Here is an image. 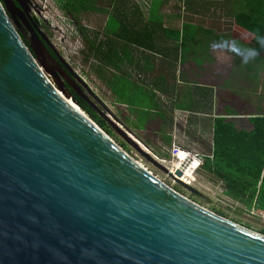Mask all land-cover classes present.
<instances>
[{
    "label": "water",
    "instance_id": "1",
    "mask_svg": "<svg viewBox=\"0 0 264 264\" xmlns=\"http://www.w3.org/2000/svg\"><path fill=\"white\" fill-rule=\"evenodd\" d=\"M12 9L0 1V264H264V234L176 192L67 102L163 167L78 75L47 68L45 36L23 19L28 46Z\"/></svg>",
    "mask_w": 264,
    "mask_h": 264
},
{
    "label": "rangeland",
    "instance_id": "2",
    "mask_svg": "<svg viewBox=\"0 0 264 264\" xmlns=\"http://www.w3.org/2000/svg\"><path fill=\"white\" fill-rule=\"evenodd\" d=\"M24 1H28V3L30 2L33 5L32 15L41 24L39 26L38 22L36 23L37 29L41 31L46 40L50 42V45L60 54L64 62L65 57L68 59V62H65L68 68H71L79 78L84 77L82 80L91 87L96 97L105 104L107 109L102 108L92 97L90 99L104 113H108L107 111H109L112 119V116L115 115L124 124V120L127 121L128 119V127L134 131L133 134L137 138L140 135V137L145 139L149 150L154 154V158L198 193L194 194L185 189L167 169L154 165L140 154L105 119L113 131L114 137H111L118 144L124 142L127 145L128 151H126L136 161L141 163L165 184H168L169 187L201 208L215 215L217 213L223 214L227 218L226 220L246 229L249 228L248 230L258 233L264 230V215L253 210H248L244 205L230 200L225 195L224 184L204 167L196 172L195 166L197 163H187L183 158L175 156V146L195 152L192 150L189 140L179 145L181 141L177 132V125L183 112H174L172 109L173 105L169 102L164 104L167 118L164 121L159 120L158 123L152 122L147 125V132L142 134L139 132L136 114L130 112V109L127 108L129 106H122L124 105L122 103H130L128 99L141 96L142 91L131 94L128 92V89H130L129 82L124 80L123 84L121 83L118 87L120 94L117 99L113 93L112 86L109 84L110 81H113V76L115 75L116 77H133L135 81L139 82V85L146 86L147 77H157L159 74L167 77H176L178 82H186V85L189 84L187 86V90L189 91L195 89L196 82H203L209 89H206L207 93L201 94L199 106H193V111L198 110L201 113L214 115L216 111H214L213 106L216 107L217 105L218 109L226 108V110H229L227 109L229 106L234 111L243 114L241 115V119L235 120L237 126L244 129L250 127L251 123L248 120L250 106L252 105L256 110L257 99L255 98L261 96L264 100V89L260 91L255 87H260L261 82H252L250 84V80L252 79L251 77L258 78L259 80L263 79L261 77H264V53L259 54V57L245 64L242 62L241 56L232 51L233 42H236L242 48H244V45H247L240 38H237L233 31L232 17L236 10L232 0H224V3L217 2V0H180L179 2L163 4V11L170 13L167 19H165V25L183 31L185 23L191 24L188 30L189 36L194 30H198L196 40L200 43H196V45L192 43L188 44L191 50H195V54L188 57L187 60V58L183 59V53L180 50L178 51L177 56L179 57L177 58L174 55H165V57L161 58L160 54H152L151 56L145 52L138 51L134 64L132 66L128 64L121 65L120 69L105 63L102 56L98 53L92 54L88 58L91 51L86 49L84 35L80 31V27L87 30L90 37L97 44L101 42L111 43L105 31L109 13L114 12L115 8L111 5V0L99 2L97 10L81 12L78 20L63 12L57 0ZM162 1L156 0V4L161 5ZM119 6L121 5L119 4ZM144 8L145 4H143ZM18 23L19 27L25 26L20 21ZM26 30L24 29L22 32L25 38L30 41V33ZM207 31H211L212 34L207 35ZM163 39L165 42L171 44L168 46L169 50L176 53L177 50H174L177 48L175 41L162 36V39L156 42H162ZM222 42H226L227 46ZM214 52H219L217 54L223 53L224 55L221 56L224 59H215L213 56ZM40 58L48 69L53 70L52 60L47 53L40 55ZM144 62L151 63L149 68L152 69H142L141 67ZM98 68H103L104 72L102 76L99 75ZM197 74L201 77L196 76ZM48 76L54 83V77L50 74ZM210 86L213 89L212 87L210 89ZM180 87L183 90L186 86L183 87L181 85ZM198 93L200 94V92H197V98ZM243 105H246L247 108L243 109ZM81 111L83 112L82 109ZM100 116L102 117L101 114ZM102 118L104 119V117ZM167 135L172 136L173 140H169ZM200 154L204 153L200 152Z\"/></svg>",
    "mask_w": 264,
    "mask_h": 264
},
{
    "label": "trees",
    "instance_id": "3",
    "mask_svg": "<svg viewBox=\"0 0 264 264\" xmlns=\"http://www.w3.org/2000/svg\"><path fill=\"white\" fill-rule=\"evenodd\" d=\"M57 1L63 12L78 20L81 12L97 10V5L102 0ZM232 1L236 10L232 17L235 36L247 44L248 48H255L259 54L264 53V0ZM111 2V5L115 8L114 12L110 14L105 28L111 43L101 42L97 44L90 37L87 30L80 27V31L84 35L85 47L91 51L88 58L92 54L98 53L105 63L120 69L123 64L132 66L138 51L151 56L152 54H160L161 58L165 55H174L177 58L180 50L183 53V59L187 58V60L188 57L195 54V50H191L188 44L196 45L200 42L196 40L198 30H194L189 36L188 30L191 24L185 23L183 31L165 28L163 18L155 16L152 12L153 10L154 12L159 11L160 5L154 4V8L151 7L149 18L146 19L138 12L136 4L131 3L129 0H111ZM137 14L139 15L137 16ZM206 34L210 35L212 32L207 31ZM162 36L176 42L177 48L174 49L177 50L176 53L169 50L168 47L161 48L156 45V41L162 39ZM22 39L28 45L23 36ZM122 44L123 49H119ZM217 53L219 52L213 54L215 59H224L221 56L224 55L223 53ZM149 66H151V63L144 62L141 68L151 70L152 68H149ZM97 71L100 76L103 75V68H98ZM196 76L201 77L199 74ZM157 77L167 76L159 74ZM109 84L112 86L114 95H116L114 78ZM196 84L202 94L207 93L206 89L208 87L205 83L196 82ZM139 91H142L141 96L133 97L132 100L128 99L130 103L122 104L128 105L130 111L135 112L139 132L145 134L147 125L152 122L158 123L159 120L164 121L167 114L163 113L157 105L148 99L145 90L140 89ZM69 92L72 93L76 104L83 112L90 116L110 136L114 137L107 121L72 90H69ZM194 93V91L188 92V107L183 109L189 111V113L184 112L177 125V132L181 141L179 145L189 140L192 150L195 152L212 155L213 159H206L204 168L216 179L223 182L225 195L230 200L244 205L248 210L264 213V114H257L249 118L253 128L248 131L239 128L235 122L236 119L229 118L241 116L242 113L228 111L226 108L218 109L217 105L214 115L192 111L191 109L195 105ZM124 122L128 127V119ZM131 131L134 133L133 130ZM136 135L138 136L137 133ZM138 138L148 147V143L143 137L139 135ZM167 138L173 140L172 136ZM120 145L127 150V145L124 142H121ZM217 215L227 219L223 214L217 213ZM260 233L264 234V230H261Z\"/></svg>",
    "mask_w": 264,
    "mask_h": 264
},
{
    "label": "crops",
    "instance_id": "4",
    "mask_svg": "<svg viewBox=\"0 0 264 264\" xmlns=\"http://www.w3.org/2000/svg\"><path fill=\"white\" fill-rule=\"evenodd\" d=\"M129 1L133 4H136V6L138 8V12H140V14L143 17H145L146 19H148L150 16L151 7L154 8V4H156V0H129ZM179 1L180 0H163L162 4L160 5L159 11L157 10V12H154V10H153L152 12L154 13L155 16L162 17L164 22H165V19H167L168 15L170 13H165V11H163V8H164L163 4L172 3V2H179ZM217 2L224 3V0H217ZM143 4H145L144 9H143ZM112 13L113 12H110L109 16ZM138 15L139 14H137V16ZM109 16H108V19H109ZM107 22H108V20H107ZM106 25H107V23H106ZM164 27L170 28L169 26L165 25V23H164ZM177 30H179V29H177ZM169 44L170 43L165 42L164 39L162 40V42L156 43V45L158 47H161V48H167L169 46ZM244 48H248L247 45L246 46L244 45ZM249 48H251V47H249ZM119 49H123V44L121 46H119ZM257 57H259V56H257ZM247 78H249V77H247ZM251 78L252 79L250 80V84L252 82H261L260 87H258V86H255V87H256V89H259L260 91L264 89V77H261V78H263L261 80H259L258 78L255 79L254 77H251ZM124 80L129 82L130 89H128L129 90L128 92H130L132 94L133 92L134 93L138 92L140 89L145 90V92L148 96V99L152 103L157 105V107H159L162 110V112L165 114H167V112H165L164 104H167L168 102L171 105H173L172 109L174 110V112H183V113L188 112L189 113V111H184V109H183V108L188 107L187 106V101H188L187 100V94H188V92H193V91L195 92L194 93V99H195L194 107L199 106L198 103H200V100H201L202 92L198 89L197 84L195 85L194 90L189 91V90H187L188 89L187 86L189 84L186 85V82H183V81L178 82L176 77H147L146 86H142V85H139V82L135 81L133 77H124V76L114 77V81L116 84L115 89L117 87V91H116V95H115L117 99L119 98V94H120V91H118V87L120 86L121 83L123 84ZM181 85L183 87L184 86H186V87H184V89L181 90L182 89V87H180ZM211 87L212 86H210V89H211ZM197 89H198V91H197ZM208 89H209V87H208ZM212 89H213V87H212ZM249 91H250V89H249ZM197 92H200V94L198 93V98H197ZM255 99H257V104H256L257 108L255 110V108L252 105L250 106V110L248 111L250 113L248 116V120L250 117H253L254 115L264 114L263 97L259 96ZM122 106L126 107L128 105H122ZM194 107H192L193 108V109H191L192 111L194 110ZM242 107H243V109L247 108L246 105H243ZM127 108L130 109L129 107H127ZM213 108H214V111H216L214 106H213ZM227 109H229L228 111H230L233 108H230L228 106ZM195 111L200 112L198 110H195ZM232 111L236 112V111H234V109ZM130 112L135 114V112H132V111H130ZM155 112H157V111H155ZM236 113H241V112H236ZM233 117H235L234 119H241L242 116H233ZM230 119H233V118L231 117ZM252 128H253V126L251 124L250 127H246L245 129L250 131V130H252ZM261 213H263V212H261Z\"/></svg>",
    "mask_w": 264,
    "mask_h": 264
},
{
    "label": "flooded vegetation",
    "instance_id": "5",
    "mask_svg": "<svg viewBox=\"0 0 264 264\" xmlns=\"http://www.w3.org/2000/svg\"><path fill=\"white\" fill-rule=\"evenodd\" d=\"M2 1V0H0ZM9 1V5L11 6L12 9V14L10 15L12 17V20L14 23L19 24L18 21L22 22V20H30V21H34V22H38V25L41 26L40 22L38 21V19L32 15L33 12V5L30 4V2L28 3L25 2L24 0H8ZM16 7V8H15ZM23 23V22H22ZM25 26H18L19 31H21V35L25 38V35L23 34L22 31H24V29L26 30V28H24ZM27 31V30H26ZM40 39L42 40L43 44L46 46L47 50H48V56L50 57V59L52 60V68L54 71L58 72V70H63V72H65L68 76L72 77V72H74L71 68H68L66 66H63V64L60 62V54L54 49V47H52L50 44L47 43L46 40H44L42 37H40ZM25 40L28 42V46L30 45V41L25 38ZM62 65V66H61ZM68 68V69H67ZM72 71V72H71ZM68 87V86H67ZM69 89V87H68ZM71 90V89H69Z\"/></svg>",
    "mask_w": 264,
    "mask_h": 264
},
{
    "label": "built area",
    "instance_id": "6",
    "mask_svg": "<svg viewBox=\"0 0 264 264\" xmlns=\"http://www.w3.org/2000/svg\"><path fill=\"white\" fill-rule=\"evenodd\" d=\"M64 60H65V62H68V59L66 57L64 58ZM48 78L50 79L49 76H48ZM80 78L82 79L84 77H80ZM175 151H176V155L175 156H178V157L183 158V160L185 162H187V163H189V162H195V164L197 163V165L195 166L196 172H197V170H200V169H202L204 167V164H205L207 158L213 159V156L212 155H204V154H200V153H197V152L184 150L180 146H175ZM261 215H264V213H261Z\"/></svg>",
    "mask_w": 264,
    "mask_h": 264
},
{
    "label": "clouds",
    "instance_id": "7",
    "mask_svg": "<svg viewBox=\"0 0 264 264\" xmlns=\"http://www.w3.org/2000/svg\"><path fill=\"white\" fill-rule=\"evenodd\" d=\"M222 43H225V46H227L226 42ZM232 51L235 54L241 56L242 62L245 64H247L250 60L255 59L259 55V52L255 48H242L237 45L236 42H233Z\"/></svg>",
    "mask_w": 264,
    "mask_h": 264
},
{
    "label": "bare ground",
    "instance_id": "8",
    "mask_svg": "<svg viewBox=\"0 0 264 264\" xmlns=\"http://www.w3.org/2000/svg\"><path fill=\"white\" fill-rule=\"evenodd\" d=\"M67 102H69V104H71L72 106H74L78 111H80L81 113H83L82 111H81V109H79V107L74 103V102H72L71 100H68ZM173 174V173H172ZM175 176V175H174ZM175 177H177V176H175ZM178 178V177H177Z\"/></svg>",
    "mask_w": 264,
    "mask_h": 264
}]
</instances>
